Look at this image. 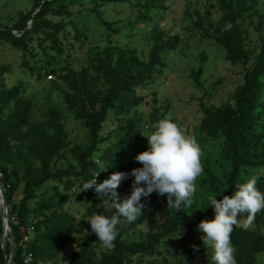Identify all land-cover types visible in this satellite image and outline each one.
I'll return each instance as SVG.
<instances>
[{"label":"rangeland","instance_id":"374dc122","mask_svg":"<svg viewBox=\"0 0 264 264\" xmlns=\"http://www.w3.org/2000/svg\"><path fill=\"white\" fill-rule=\"evenodd\" d=\"M230 1L246 10L237 22L247 52L245 66L241 61L229 59L225 47L205 37L197 27L201 23L213 35L230 28L222 21L218 0H47V11L41 16H37L38 0H0V28L18 30L15 25H21L31 32L27 51L15 48L7 40L0 41V91L18 86L20 93L32 101L29 126L37 133L51 134L54 118L65 126V145L51 164V170L63 173V176L40 185L35 190L36 198L28 203L31 209L36 210L28 216L27 223L30 225L49 215H69L73 232L65 249L55 256L57 264H94L105 253L114 251L110 247L91 243L94 233L83 226L88 224L85 219L92 215L89 209L91 189L80 193L83 184L88 181L79 175L80 164L73 151L75 148L86 150L90 145L89 125L78 115L82 110L98 108L106 91L107 84L95 70L97 60L106 54L113 56L115 64L130 53L145 61L156 33L165 32L168 37L175 35L181 39L175 49H168L161 55L165 67L155 68L154 78L137 89L139 103L124 107L121 112H117V109L110 111L99 136L103 138L110 131H113V135L99 145L93 156L98 169H104L110 161L118 158H122L128 167L123 173H131L133 169L142 167L134 159L148 147L147 140L140 133L145 126L152 130L153 113L159 111L163 114L162 119L171 118L187 136L197 140L203 151L202 162L209 159L217 183L222 187L227 185L230 142L224 130L216 136H208L201 130L204 108L218 109L227 104L234 106L235 92L244 83V67L250 69L260 59L264 60V0ZM96 12L111 22L112 28L103 24ZM43 19L49 23H60L59 30L47 27ZM82 68L88 70L89 91L86 93L67 78L71 70ZM199 69L198 82L193 73ZM259 80L263 91L254 110L257 138L254 148L247 152L254 159L256 151L264 149V75ZM13 107V102L0 106V119ZM121 139L132 143L125 157L116 155L112 147ZM11 143L14 151L33 156L26 139H13ZM17 165L20 180L11 198V205L15 206L25 193L23 177L27 173L34 178L38 176L37 171L26 168L24 162L19 160ZM31 165L36 168L39 162L32 157ZM252 175L259 177L258 183L263 182L264 166L243 167L238 183ZM133 180L134 177L129 175L117 190L126 188L130 195ZM196 184L194 203L190 208H185V223L191 221L198 209L208 207L207 197L213 193L206 175L202 174ZM148 197L150 208L162 221L161 196L153 192ZM50 201L60 206L42 210L43 203ZM98 207L107 212L101 197L98 198ZM212 219L206 217L203 220ZM245 220L246 217H241L239 226L244 228ZM197 226L192 231L184 229L181 233L166 237L157 243L152 255H128L124 264H211V252L205 248L201 239L204 234L197 230ZM248 229L264 236V216L254 219ZM148 231V220L142 216L131 224L123 222L121 218V223L117 225V237L130 245L146 242ZM11 233L10 227L4 234L3 209L0 205V246L4 250L9 244L13 253L15 244ZM3 257L6 258V255ZM256 264H264V251L257 255Z\"/></svg>","mask_w":264,"mask_h":264},{"label":"trees","instance_id":"16d2710c","mask_svg":"<svg viewBox=\"0 0 264 264\" xmlns=\"http://www.w3.org/2000/svg\"><path fill=\"white\" fill-rule=\"evenodd\" d=\"M102 2H123L129 0H100ZM141 2L143 0H135ZM47 0H38L39 11L37 16H41L47 11ZM218 7L222 12V21L230 25V28L217 35L209 33L208 29L201 23L197 27L202 31L205 37L214 39L219 45L225 47L227 56L232 61H241L244 66L247 63V52L243 47L242 30L237 25L246 12L241 5H234L230 0H218ZM97 17L108 28H112V23L106 21L101 13L96 12ZM140 16H142L140 14ZM264 20V17H263ZM43 23L55 31H58L60 23H49L43 19ZM19 29V35L13 34V28H0V41L7 40L17 49L28 50V40L30 39V30L21 25H15ZM17 30V29H15ZM180 37L167 36L165 32H158L154 37V44L150 49L148 59L142 61L133 53L124 55L123 61L114 63L111 54H106L97 60L95 70L107 84L106 91L100 99L98 108L93 107L90 110H82L79 117L86 120L89 125L90 145L86 150L75 148L74 155L80 164L79 175H82L86 181L94 178V175L101 172L97 177V183L103 182L109 178L113 172H124L128 167L123 163L122 158L113 159L104 169H98L93 156L98 151L99 145L108 141L113 131H110L105 137H100L99 132L102 124L107 120L111 110L117 109L121 112L124 107L135 106L139 103L137 89L148 84L154 78V70L157 67L164 68L165 62L161 55L168 49H175ZM244 83L235 92V105L230 104L218 109L204 108V118L201 121V130L208 136H216L220 131H225L230 142V169L227 171V185L222 187L217 183L216 177L208 160L202 162L203 175L209 179L210 190L216 194L217 199L221 200L224 195L231 196L238 184L239 174L243 167L255 168L264 166V149L256 151L255 158L247 155L250 149H253L256 143V117L254 114L255 106L260 99L263 91L260 77L264 75V60L260 59L252 68L244 67ZM87 68L78 71L71 70L67 78L82 92H88V72ZM201 69L194 71L193 77L199 82ZM14 103L13 110L0 119V173L1 185L9 206V224L12 230L11 236L15 244L14 252L11 246L6 245L3 250L0 246L1 264H25L24 256L26 252H31L34 258L32 264L51 262L57 264L55 256L63 251L66 244L71 240L73 226L70 223L67 213L53 214L42 217L34 223L28 224V216L36 211L28 205L29 201L36 198L35 190L49 179L61 178L63 173H56L51 170L52 161L62 151L65 145V126L54 118L53 132L51 134H39L33 130L30 125L33 103L25 98L18 86L8 89L3 88L0 91V106ZM163 114L159 111L153 113L154 123L162 119ZM153 123V124H154ZM122 127H119L121 129ZM125 129V126L123 127ZM122 128V129H123ZM26 139L30 146V154L22 151H14L11 141ZM115 148L116 155L125 157L132 148L130 140L121 139L112 145ZM34 157L39 165L34 168L30 166V160ZM25 163V167L31 171H37L36 178L27 173L23 177L25 193L19 200L17 206L11 205V198L19 182L18 161ZM106 170V171H105ZM143 186V185H141ZM257 188L264 192V181L257 184ZM119 198L122 201L130 196L126 188L117 190ZM98 194L94 188L91 189L89 200L90 211L92 214L112 215V212H103L98 207ZM149 197L141 199L145 206L142 217L148 220L149 231L147 240L144 243L126 244L116 237L112 248L114 251L105 253L103 257L94 264H124L128 255L142 254L152 255L155 253L157 243L174 233H181L182 230L193 228L206 217L215 216L212 207H203L198 209L190 222L185 223L183 216L185 208L182 206L179 213L175 208H167V197L161 196V208L164 219H158L155 210L151 209L148 202ZM52 201L43 203L42 210H51L59 207ZM264 216V211L258 213L255 219ZM83 226L91 231L90 224ZM30 232L28 249H23L20 245L22 230ZM91 243L99 244L95 234L91 237ZM231 244L235 249L236 264H256L257 255L264 251V236L250 229L241 226H235L231 233ZM100 245V244H99ZM6 255V258L3 255ZM181 264V263H176Z\"/></svg>","mask_w":264,"mask_h":264},{"label":"clouds","instance_id":"9594fccd","mask_svg":"<svg viewBox=\"0 0 264 264\" xmlns=\"http://www.w3.org/2000/svg\"><path fill=\"white\" fill-rule=\"evenodd\" d=\"M151 129L145 126L140 133L148 147L134 158L142 167L131 173L113 172L101 183H97L101 173L98 172L82 186L80 193L94 188L103 198L105 210L113 213L110 216L95 213L85 219L102 247L112 246L121 218L131 224L143 215L145 206L141 199L153 192L166 196L167 208H175L177 213L182 206L190 208L194 203L196 181L203 174V151L199 143L168 117L154 123ZM129 175L134 177L131 194L121 201L117 189ZM258 179L256 175L245 178L236 184L231 196L224 195L221 200L214 193L208 195V207L214 209L215 216L200 221L197 230L204 234L201 239L211 252V264H236L231 244L234 227L240 224L241 217H246L243 226L250 228L256 215L264 211V192L257 188Z\"/></svg>","mask_w":264,"mask_h":264},{"label":"built area","instance_id":"2783aa9c","mask_svg":"<svg viewBox=\"0 0 264 264\" xmlns=\"http://www.w3.org/2000/svg\"><path fill=\"white\" fill-rule=\"evenodd\" d=\"M13 34L15 35H19V31L18 30H12ZM1 177H2V174L0 173V186L2 188V185H1ZM3 190V188H2ZM22 238H21V241H20V245L22 246L23 249H28V242L30 240V232L32 231V228H29L28 231H24V229L22 228ZM34 261V258H33V255L31 252H26L25 253V256H24V263L25 264H32V262Z\"/></svg>","mask_w":264,"mask_h":264},{"label":"water","instance_id":"95a60500","mask_svg":"<svg viewBox=\"0 0 264 264\" xmlns=\"http://www.w3.org/2000/svg\"><path fill=\"white\" fill-rule=\"evenodd\" d=\"M0 205L3 209V226H4V234L6 235L7 230L10 229L9 224V206L6 200V197L4 195V192L0 186Z\"/></svg>","mask_w":264,"mask_h":264}]
</instances>
